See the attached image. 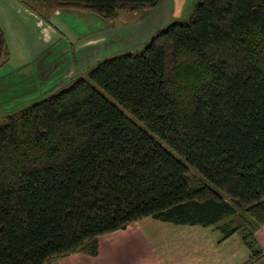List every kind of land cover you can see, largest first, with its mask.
Listing matches in <instances>:
<instances>
[{
  "label": "trees",
  "instance_id": "trees-1",
  "mask_svg": "<svg viewBox=\"0 0 264 264\" xmlns=\"http://www.w3.org/2000/svg\"><path fill=\"white\" fill-rule=\"evenodd\" d=\"M19 1L103 21L160 2ZM145 217L237 233L245 264L264 257V0H198L136 52L0 115V264L94 256L98 236Z\"/></svg>",
  "mask_w": 264,
  "mask_h": 264
},
{
  "label": "crops",
  "instance_id": "crops-1",
  "mask_svg": "<svg viewBox=\"0 0 264 264\" xmlns=\"http://www.w3.org/2000/svg\"><path fill=\"white\" fill-rule=\"evenodd\" d=\"M185 2L160 0L153 9L130 18L117 11L106 24L84 11L56 9L44 11V24L35 6L37 13L18 0H0V30L7 50L0 64V115L82 77L105 56L145 43L181 18ZM87 20L100 25L86 30L82 21ZM253 238L255 245L264 239V225L254 229ZM249 256L237 233L222 240L216 226L177 225L145 217L98 236L94 256L72 253L47 264H245Z\"/></svg>",
  "mask_w": 264,
  "mask_h": 264
},
{
  "label": "rangeland",
  "instance_id": "rangeland-1",
  "mask_svg": "<svg viewBox=\"0 0 264 264\" xmlns=\"http://www.w3.org/2000/svg\"><path fill=\"white\" fill-rule=\"evenodd\" d=\"M19 1V0H18ZM20 2V1H19ZM198 2V0H186V2H185V5L183 6V9H182V15H181V18L179 19V20H177V21H175V22H177V23H179V22H184V21H186L187 19H188V17H189V14H190V12H191V10H192V8H193V6L196 4ZM21 3V2H20ZM22 4V3H21ZM35 6V9L39 12L40 11V13H42V14H44V11L45 12H48L47 10H45L40 4H35L34 5ZM35 10H33V12H34ZM34 13H37V12H34ZM38 14V13H37ZM125 15L124 17H133V16H135V15H137L138 14V12H135V13H129V12H123V11H119V15ZM89 15H91L92 17H94L96 20H98V21H100V23H103V24H106V23H109V21H103V20H101L100 18H98V17H96V16H94L93 14H90L89 13ZM38 16V15H37ZM120 19V17L118 16L116 19H114V20H119ZM43 22V21H42ZM83 22V25H84V27L86 28V30H91V29H93V28H95V27H97V26H99L100 24L98 23V22H91L90 20L88 21H82ZM44 23V22H43ZM45 24V23H44ZM144 42V41H143ZM144 43H142V42H140L138 45H134V46H132L131 48H129L128 50L130 51V52H136L137 50H139L140 48H141V46L143 45ZM100 91V90H99ZM108 98V97H107ZM108 100L110 101V102H112L113 104H115L114 102H113V100L112 99H110V98H108ZM116 105V104H115ZM120 108V107H119ZM121 109V108H120ZM128 118H130L131 120H133L140 128H143V126L141 125V124H139V123H137L130 115H128L126 112H124V111H122ZM167 149V148H166ZM168 150V149H167ZM169 151V150H168ZM188 175L189 176H191V177H197V175H196V173L194 172V170H192V169H188ZM226 220L225 219H222L221 221H219L218 222V224L217 225H219V224H222L223 222H225ZM264 239H262L261 241H259V243H257V245H255V246H257L259 249L261 248H263L264 247ZM261 260H260V264H264L262 261L264 260V257H261L260 258Z\"/></svg>",
  "mask_w": 264,
  "mask_h": 264
}]
</instances>
